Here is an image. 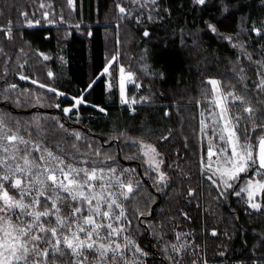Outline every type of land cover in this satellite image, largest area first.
Returning a JSON list of instances; mask_svg holds the SVG:
<instances>
[{
    "label": "trees",
    "instance_id": "1",
    "mask_svg": "<svg viewBox=\"0 0 264 264\" xmlns=\"http://www.w3.org/2000/svg\"><path fill=\"white\" fill-rule=\"evenodd\" d=\"M121 1L76 0L74 8L69 0H0V121L26 135L22 126L28 125L27 119L47 114L53 136H66L67 159L117 171L123 180L117 185L132 178L135 189L120 197L125 227L118 239L134 235L139 246H146L149 254L140 256L141 264L264 261V206L252 210L232 190L218 197L220 191L203 180L197 117V101L211 91L206 79L216 77L227 89L244 93L246 103L259 105L253 118L264 124V0H142L140 12L159 21L146 19L140 27L130 24L129 17L122 20L116 10ZM33 21L39 23L30 26ZM117 31L124 55L125 39L135 37L137 47L147 51V64L159 72L144 90L150 103L136 105L135 111L121 105L117 95L109 98L101 74L116 50ZM61 48L68 58L63 69L57 60ZM123 62L129 65L125 56ZM50 71L56 75L51 77ZM20 73L43 86L22 79ZM70 95H82L88 103L80 105L82 119L76 124L51 115L58 110L63 115L73 102ZM46 102L54 106L46 107ZM44 129L36 123L33 130L42 136L32 130L33 139L44 138ZM151 133L166 151L165 180L144 164L139 152L138 141ZM262 136L264 127L253 131L256 146ZM129 167L136 169L130 173ZM67 204L69 211L87 206L86 201ZM87 213L85 207L81 216ZM213 228L218 235H210ZM189 229L198 233L199 253L188 245ZM177 242L187 247L181 255L168 249Z\"/></svg>",
    "mask_w": 264,
    "mask_h": 264
},
{
    "label": "rangeland",
    "instance_id": "2",
    "mask_svg": "<svg viewBox=\"0 0 264 264\" xmlns=\"http://www.w3.org/2000/svg\"><path fill=\"white\" fill-rule=\"evenodd\" d=\"M69 1L70 4L75 8L76 0ZM141 4L142 0H122L121 3L116 6V10L121 16L122 20H126L129 17L130 24H133V26L140 27L139 23L144 24L146 19L149 22L159 21V18H154L153 14L148 12L141 13ZM121 8H123L125 11L121 12ZM48 15L49 13L45 12V16L48 17ZM38 23L39 22L33 21L28 24L32 26ZM0 28L3 27L0 26ZM116 28L117 30L120 28L118 23ZM255 31L258 34L260 33L259 29H256ZM125 40L127 41V44L125 45L124 55L122 53V39L120 38L117 31L116 50L109 59L107 66L101 74H103L107 80L109 98L111 99L113 96L117 95L121 105L129 106L135 111L136 105L150 103V100L144 94V90L148 87L147 83L154 77L158 76L159 72H157L155 69H151L147 64L146 58L144 57V54L147 51L143 46L141 49L137 47V44L135 43V37H128ZM124 56L129 65L123 62ZM57 60L59 62L60 68L63 69L68 62L65 49H60ZM106 69L107 71H105ZM49 74L51 77L56 75L54 71H50ZM19 77L30 80L39 86H43L39 81L27 75L20 73ZM210 81H215L216 83L212 84ZM206 82L211 86L210 94H204V98L197 101V117L198 123L200 125V160L204 172L201 174L202 178L203 180L210 181L212 185L220 191L218 197H223V194H226L231 190L235 191V194L237 195V193H239V196H241L244 203L249 205L252 210L258 211L264 206V187H261V185H264V173L262 172V169L259 171H253L252 168L249 167L246 172L237 173V168L233 167L231 163H225L224 154H222L219 149L222 147L227 148L229 150L227 155L231 156L232 145L237 143L238 139L239 143L237 145V152L242 151L239 145H247L249 146L248 151L252 152L253 158H257V146L252 141V133L256 128L260 126L264 127V124L259 123L258 119L253 118L259 109V105L246 103V101H244V98H246L244 93L236 90L235 88L227 89L224 87L223 81L219 78L208 77ZM262 82L264 83V80H262ZM48 89L52 90V87H49ZM70 96L73 99L72 104L64 107V110L69 109V111H64L63 115L61 116L60 111L58 110L51 115H53V118L60 121L67 117L72 120L74 124H76V122H79L82 119L81 114L77 111L79 110L81 104H86L87 102L83 99L82 95ZM32 97L37 100V97L39 96L33 92ZM77 101H80V103H77ZM44 105L46 107L54 106L49 102H46ZM49 118L51 119L49 115L41 113L37 119L35 114L31 119H27L28 125L22 126L24 131H26V135L22 132L16 131L17 127L9 128L5 123H0V137H2L0 138V161L5 162L4 164L0 165V176H3L9 170L14 171L17 165L24 166L23 160L20 159V156L23 149L25 148V145L17 144L16 147L20 148L21 152H15L12 147L13 142L7 139V136L11 135L22 137L23 140L28 142L27 148L32 153V156L29 157V159H34L40 156L47 157L48 152H51L54 157H59L60 160L63 161V164H60L59 161H53L51 159L38 160L37 163L39 168L33 167L31 168V171L26 170L24 176H21L20 173L17 172L15 173L14 177H10V182L14 183V180L19 178L24 180L27 184V178L31 177L33 172H43L46 176L50 173L45 171V169L50 168L55 164H59V167H64L65 164H71L76 168L88 169L89 172L95 169L98 175L103 176V179L92 181L94 191L92 189H85V191L86 193L91 192L93 196H101L103 199L100 201V211H107L110 215L108 217L95 216L94 219L97 223H103L105 225L111 224L112 229H115L116 231L113 232L111 236H109L108 233L111 231V229L101 228L99 237L95 238L97 240V248L100 244H104L105 248L107 249V254L103 257H100L99 252L94 249H85L81 256H77L71 251V254H69V250L61 246L65 254L51 255L52 259L50 261H48L50 255L44 257L43 264H69L70 260L67 259L68 254L69 257L72 258L71 264H77L78 261L79 264H141L142 260L140 256L143 255L144 257H147L149 254L146 246H139V243L134 235L131 237L128 236L123 242H120L118 239L120 233L124 231L125 227L124 224L121 223L125 217V213L120 203V197H123V194L129 191V189H135L133 186L134 183H132V178L131 183L129 184L124 182V185H117L116 183L118 181H123L117 174V171L110 169L104 170L98 167H89L87 164L76 165L75 163L71 162L69 159H67V157H65V154H67L69 151L65 141L66 136L62 133H60L57 137L53 136L54 133L52 132V126L48 121ZM249 120L251 122L248 124ZM15 122H19V120L16 119ZM36 123L46 126V129H44V138H40V141H36L32 137V133L34 131L33 129L36 128ZM205 125H207V127H205ZM60 126L61 128L63 127L61 122ZM225 126H227L229 129L228 132L223 133L225 137H228L229 132L231 131H235L236 136L227 140H221L219 138L221 135V129L225 128ZM43 128L44 127H41V129ZM5 133L7 135H5ZM41 133L42 132L40 131H34V134L37 136H40ZM170 133L161 137V140H166ZM75 134L77 133L75 132ZM141 135L142 134H140L139 137ZM77 136L79 137L78 134ZM158 138L159 137L152 133L144 134L142 140L138 141V146L140 149L139 152H141L143 156L144 164L155 170V172H158V177L160 179L163 177V180H165L167 172L162 171V167L165 163L164 156L166 155V151L164 152V147L158 144ZM46 142H48L49 145H46ZM51 146H54L58 152L52 149ZM5 148L8 149L7 152L4 151ZM209 151L214 153V155H212L210 158L208 156ZM232 159L239 162V157H232ZM129 169L130 173L131 171L133 173L136 167H129ZM56 175H60L59 171L56 172ZM62 178L63 177H61V179ZM225 181H227V183H225ZM47 183L50 182L46 181V184ZM8 185L9 181H5L4 186L9 193V196L19 200L20 195L18 191L10 188ZM228 185L231 186L229 187ZM218 190H216L215 195L219 192ZM33 192H35V189H33ZM47 195L48 194L45 193L44 196L41 197V204L44 205L43 208H41L39 205H34L29 209V211L33 212H50L49 216L41 218L40 225L45 228L58 227L56 223L57 216H59L61 219L68 218L70 220L71 213L74 208L69 211V206L67 204L68 202L61 204L59 201H57L59 207V211L57 212L56 209L50 208L52 201L47 200ZM60 195L64 196L66 194L61 192ZM53 198L55 199V194H53ZM31 200L32 197L26 196L24 198V203L29 204L31 203ZM113 201L115 203H112ZM76 203L79 204L80 200H76ZM96 204V200H93L90 207L95 208ZM109 204H111V207L107 206ZM253 205H255V207ZM0 207H3V205L0 204ZM78 207H81L82 211L86 207L88 211L89 205L87 204V206L83 207L82 204H80ZM16 211L19 210L17 209ZM82 211L76 214L78 218L82 217ZM121 213H123V215H121ZM78 214H80V216H78ZM8 215V213L0 212V216L7 217ZM88 215L89 211L85 216ZM11 219L20 228H23L26 224L32 223V219L28 216H21L19 219H17L15 215H12ZM76 231V224H73L70 231L65 230V235L70 236L71 232ZM218 232L219 231L217 228H213L209 231L210 235L212 236L218 235ZM187 233H189L190 237L192 238L188 241V245L191 247V250H196L199 253V251H201V246L197 239L198 233L194 234L193 229H189ZM202 233L205 235L204 240L206 242L207 232L203 230ZM0 235H2V233H0ZM13 235H15V233H13ZM33 235L44 234H41L38 228H36L33 232ZM79 235L81 238H84V234L82 232L79 233ZM225 236L227 237L228 235ZM49 239L54 242L56 239H62V237L57 235L55 237H50ZM205 242L204 244H206ZM39 243L41 249L47 248L49 253H52L50 244L44 243L43 241ZM182 244L178 242L171 243V246L168 249L181 255V253L187 248L183 247L184 244ZM112 249H115V252H113ZM203 250L206 251L205 246L203 247ZM219 252L220 250H218V253ZM206 255H208L207 252L205 256ZM55 256L59 257L61 261L58 258H54ZM37 259H40V257H37ZM197 264H208V261H204L203 263L199 262ZM254 264H264V261H256Z\"/></svg>",
    "mask_w": 264,
    "mask_h": 264
},
{
    "label": "snow or ice",
    "instance_id": "3",
    "mask_svg": "<svg viewBox=\"0 0 264 264\" xmlns=\"http://www.w3.org/2000/svg\"><path fill=\"white\" fill-rule=\"evenodd\" d=\"M199 3L203 4L205 0H198ZM121 12L125 11L123 8L120 9ZM147 35V33H145ZM107 71V69L105 70ZM210 83L215 84V81H210ZM14 87V86H13ZM80 103V101H77ZM64 111H69L65 109ZM250 111V110H249ZM2 123V121H0ZM207 127V125H205ZM203 130V129H202ZM227 126L221 129V140H227L231 137H235V131L229 132V136L225 137L224 132H228ZM5 135H7L5 133ZM2 138V137H0ZM7 139L12 141V147L15 152H21V149L16 147L17 144L25 145L22 151L20 159L23 160L24 166H19L15 168L14 171L9 170L3 176H0V212L8 213L7 217L0 216V264H43V258L50 255L47 248L41 249L40 243L50 244L52 248L51 255H64L65 252L63 248H67L73 254L81 256L85 249H94L99 252L100 257L107 254V249L104 244H100L97 248L96 237L100 235L101 228L111 229L108 233L109 236L115 232L112 229L111 224L97 223L94 219L95 216L108 217L110 214L107 211H100V201L103 199L101 196H93L91 192L86 193L85 189H92V181L102 180L103 176L98 175L95 169L89 172L85 168H76L71 164H65L64 167H59V164L52 165L50 168H46L45 171L50 174L44 175L43 172H33L31 177L27 178V184L24 180L16 178L13 182H10V177H14L15 173H20L24 176L27 171H31V168H39L37 163L38 160H48L59 161L63 164V161L59 157H54L51 152H48V156H40L34 159H29L32 153L28 150V142L23 140L22 137L11 135L7 136ZM237 143L232 145L231 156H228L227 148H220L219 151L224 154L225 163H231L233 167L237 168V173L246 172L249 167L253 171H259L264 169V138L259 141L260 151L258 158L254 159L252 152L248 151L247 145H239L242 149L241 152H237ZM5 152L8 151L7 148L4 149ZM46 151V150H43ZM214 155L213 152L209 151V158ZM232 157H239V162L233 160ZM4 161H0V165L4 164ZM30 166V167H28ZM59 171L60 175L57 176L56 172ZM61 177H63L61 179ZM163 179V177H161ZM234 178V177H233ZM9 181V187L18 191L20 199L17 200L14 197H10L8 191L5 189L4 182ZM46 181L50 182L46 184ZM227 183V181H225ZM229 187L231 185H228ZM264 187V185H261ZM35 189V192H33ZM131 191V189H129ZM63 192L66 195L61 196L60 193ZM47 193V200H51L52 203L50 208H54L59 211L57 201L64 204L69 201L80 200L81 202L87 201L89 205L88 216L77 217V213L82 211L81 207H76L72 210L71 219L68 218L61 219L59 216L56 217V223L58 227H42L40 221L42 217L50 215L49 211H29L34 205H39L41 208L44 207L41 204V197ZM55 194V199L53 198ZM239 195V193H237ZM32 197L31 203L25 204V197ZM93 200H96L97 204L95 208L90 207ZM112 203H115L114 201ZM111 207V204L107 205ZM255 207V205H253ZM19 211H16V210ZM15 215L17 219L21 216H28L32 219L31 224H26L23 228L18 227L11 219V216ZM123 215V213H121ZM76 224L77 231L71 232V235H65V230H71L72 225ZM38 228L41 234L48 233L51 237L60 235L62 239H56L54 242L45 237L44 235H33L34 230ZM84 234V238H81L79 233ZM15 233V235H13ZM103 239V238H102ZM63 246V248L61 247ZM115 252V249H112ZM40 257V259H37ZM79 264V261L77 262Z\"/></svg>",
    "mask_w": 264,
    "mask_h": 264
},
{
    "label": "water",
    "instance_id": "4",
    "mask_svg": "<svg viewBox=\"0 0 264 264\" xmlns=\"http://www.w3.org/2000/svg\"><path fill=\"white\" fill-rule=\"evenodd\" d=\"M262 138H264V136H262ZM261 138V139H262ZM260 139V140H261ZM259 140V141H260ZM259 151H260V145H259V142H258V145H257V158H258V154H259ZM140 170H141V167H140ZM142 172V171H141ZM160 201L156 202L154 205H153V208H152V213L154 212V209L156 208L157 204L159 203Z\"/></svg>",
    "mask_w": 264,
    "mask_h": 264
},
{
    "label": "bare ground",
    "instance_id": "5",
    "mask_svg": "<svg viewBox=\"0 0 264 264\" xmlns=\"http://www.w3.org/2000/svg\"><path fill=\"white\" fill-rule=\"evenodd\" d=\"M195 254V253H194ZM196 257V256H195ZM198 257V256H197Z\"/></svg>",
    "mask_w": 264,
    "mask_h": 264
}]
</instances>
